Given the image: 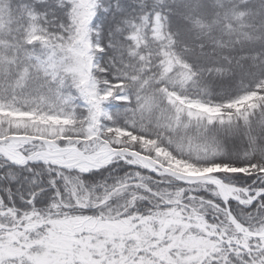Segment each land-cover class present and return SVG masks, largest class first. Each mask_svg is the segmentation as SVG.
I'll return each instance as SVG.
<instances>
[{
  "label": "snow or ice",
  "instance_id": "obj_1",
  "mask_svg": "<svg viewBox=\"0 0 264 264\" xmlns=\"http://www.w3.org/2000/svg\"><path fill=\"white\" fill-rule=\"evenodd\" d=\"M0 264H264V0H0Z\"/></svg>",
  "mask_w": 264,
  "mask_h": 264
}]
</instances>
